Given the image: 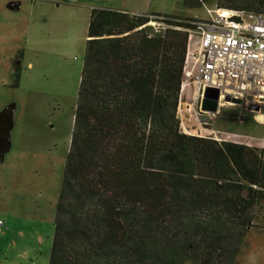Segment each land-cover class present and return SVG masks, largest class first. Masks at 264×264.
Instances as JSON below:
<instances>
[{
	"label": "trees",
	"instance_id": "trees-1",
	"mask_svg": "<svg viewBox=\"0 0 264 264\" xmlns=\"http://www.w3.org/2000/svg\"><path fill=\"white\" fill-rule=\"evenodd\" d=\"M217 5L264 13V0ZM198 20L92 9L49 264H238L264 231V146L181 125Z\"/></svg>",
	"mask_w": 264,
	"mask_h": 264
},
{
	"label": "rangeland",
	"instance_id": "rangeland-1",
	"mask_svg": "<svg viewBox=\"0 0 264 264\" xmlns=\"http://www.w3.org/2000/svg\"><path fill=\"white\" fill-rule=\"evenodd\" d=\"M216 8H222L217 0L201 7H188L185 0H160V12L196 19H209V10ZM6 12L0 14V111L10 103H16V108L12 148L0 163V218L5 222L0 231V264H21L18 258L35 251L34 260L23 263L49 264L87 33L56 30L48 35L40 33L45 24L37 21V29L28 36L23 13ZM200 38L199 32L192 33L191 49ZM181 94L179 114L185 132L229 140L232 137L220 131L264 137V117L259 120L243 113L239 105L222 106L219 113L210 115L198 111L192 94ZM252 144L264 146L262 141ZM254 215V222L264 226V200ZM237 262L264 264V231H249Z\"/></svg>",
	"mask_w": 264,
	"mask_h": 264
},
{
	"label": "built area",
	"instance_id": "built-area-1",
	"mask_svg": "<svg viewBox=\"0 0 264 264\" xmlns=\"http://www.w3.org/2000/svg\"><path fill=\"white\" fill-rule=\"evenodd\" d=\"M209 11L211 17L195 21L196 29L190 33V39L194 31L201 38L194 49L189 44L182 92L192 85L193 104L205 113L201 107L205 91L217 88L220 109L225 105H239L243 113L253 114L260 120L259 117H264V13L227 8ZM152 24L160 30L161 22ZM220 133L250 145L252 141L264 142V137ZM4 225L0 218V231Z\"/></svg>",
	"mask_w": 264,
	"mask_h": 264
},
{
	"label": "crops",
	"instance_id": "crops-1",
	"mask_svg": "<svg viewBox=\"0 0 264 264\" xmlns=\"http://www.w3.org/2000/svg\"><path fill=\"white\" fill-rule=\"evenodd\" d=\"M12 4H17L18 7L12 8ZM94 7L149 15L169 14L166 11L160 12V0H0V14L3 16L4 12L7 13L6 11L9 9L20 10L23 13V19L27 22L25 26L28 36L32 33L31 30L37 29L34 27L37 21L45 24L39 29L40 33L46 32L51 35L52 32L60 30L69 34L74 30H79L80 34H88L90 16ZM193 89L194 87L190 85L183 93L188 97L193 93ZM37 254L38 252L35 251L18 259L21 264H27L23 262H32L33 256H37Z\"/></svg>",
	"mask_w": 264,
	"mask_h": 264
},
{
	"label": "water",
	"instance_id": "water-1",
	"mask_svg": "<svg viewBox=\"0 0 264 264\" xmlns=\"http://www.w3.org/2000/svg\"><path fill=\"white\" fill-rule=\"evenodd\" d=\"M12 8H17V4H12ZM240 102V100H236ZM202 110L217 114L220 112L219 90L217 88H208L201 104ZM16 103H10L0 111V163L4 161L6 154L12 148L11 131L14 127V110Z\"/></svg>",
	"mask_w": 264,
	"mask_h": 264
},
{
	"label": "flooded vegetation",
	"instance_id": "flooded-vegetation-1",
	"mask_svg": "<svg viewBox=\"0 0 264 264\" xmlns=\"http://www.w3.org/2000/svg\"><path fill=\"white\" fill-rule=\"evenodd\" d=\"M21 66L19 65V64H17L16 66H15V71L19 74L20 72L19 71H21Z\"/></svg>",
	"mask_w": 264,
	"mask_h": 264
}]
</instances>
